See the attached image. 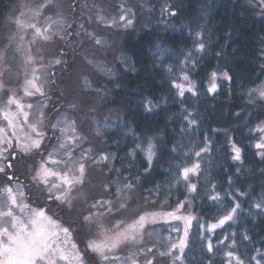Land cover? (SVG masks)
Masks as SVG:
<instances>
[{
    "label": "trees",
    "instance_id": "obj_1",
    "mask_svg": "<svg viewBox=\"0 0 264 264\" xmlns=\"http://www.w3.org/2000/svg\"><path fill=\"white\" fill-rule=\"evenodd\" d=\"M13 2L0 0V26ZM140 9L142 26L106 84L98 135L138 208L193 219L178 247L170 222L152 226L159 264H264V0Z\"/></svg>",
    "mask_w": 264,
    "mask_h": 264
},
{
    "label": "rangeland",
    "instance_id": "obj_2",
    "mask_svg": "<svg viewBox=\"0 0 264 264\" xmlns=\"http://www.w3.org/2000/svg\"><path fill=\"white\" fill-rule=\"evenodd\" d=\"M147 2L14 0L7 9L0 26V264H159L148 236L159 222L171 223L172 244L186 245L192 217L138 208L98 135L109 117L106 84Z\"/></svg>",
    "mask_w": 264,
    "mask_h": 264
},
{
    "label": "flooded vegetation",
    "instance_id": "obj_3",
    "mask_svg": "<svg viewBox=\"0 0 264 264\" xmlns=\"http://www.w3.org/2000/svg\"><path fill=\"white\" fill-rule=\"evenodd\" d=\"M10 150L8 149L7 151H6V153H8ZM17 154H19L18 152H16V151H14L11 155H12V157H13V160H15L17 157H18V155ZM7 166H9L10 167V170H12V169H14V161H8L7 162ZM10 176L11 177V173H8L7 174V176ZM1 176V175H0ZM18 177H20V175H18V174H16L15 175V178H18ZM24 179V178H23ZM6 264H19V262L17 261H15V260H13V259H9V260H7V262H6Z\"/></svg>",
    "mask_w": 264,
    "mask_h": 264
}]
</instances>
